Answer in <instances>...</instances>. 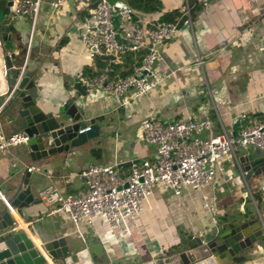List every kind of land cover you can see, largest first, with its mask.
<instances>
[{"label":"crops","instance_id":"1","mask_svg":"<svg viewBox=\"0 0 264 264\" xmlns=\"http://www.w3.org/2000/svg\"><path fill=\"white\" fill-rule=\"evenodd\" d=\"M49 1L41 0L34 22L28 13L23 17L16 14L10 21L15 57L21 58L19 50L25 46V74L34 81L37 105L46 112L55 111L69 96H80L74 83L79 80L84 85L88 80L82 73L84 67L99 71L101 65L120 60L103 57L106 61L98 65L90 46L81 40V26L89 16L91 1L82 4L65 0L57 8ZM116 1L127 4L126 0L111 2ZM183 5L184 0H162L160 11L136 14L142 24L150 25L160 21L164 11L181 10ZM194 13L191 25L182 24L177 34L162 43L155 62L161 80L131 104V114L118 107L103 85L90 86L88 117L101 124L105 137L91 139L82 150L70 155L32 166L31 175L39 183V190L53 185L63 193L77 191L83 186L77 173L87 162H117L126 168L134 159L153 158L155 145L147 143L141 131L142 121L149 116L162 121L211 116V130H203L202 135L223 131L236 135L245 122L244 112L263 116L264 49L260 38L264 32V0H208L197 4ZM1 64L4 87L0 95L6 96L11 73L2 59ZM8 113L3 106L0 126L5 133H12L18 129L7 122ZM23 149L21 143L0 151V192L6 193L5 179L27 166ZM252 151L258 149L251 145L235 148L234 154L225 159L224 169L202 188L184 187L176 195L171 188L154 185L128 233L110 227L99 216L91 224H75L53 211L54 205L42 201L29 208L33 213L29 226L36 235L62 236L69 243L88 247L109 263L147 257L175 245L182 234L212 232L228 217L251 210L249 194L259 191L264 176H244L238 157ZM203 195L214 203V213L203 205ZM254 250L258 252L251 256L254 264H264V245Z\"/></svg>","mask_w":264,"mask_h":264},{"label":"built area","instance_id":"2","mask_svg":"<svg viewBox=\"0 0 264 264\" xmlns=\"http://www.w3.org/2000/svg\"><path fill=\"white\" fill-rule=\"evenodd\" d=\"M77 1L82 4L91 1L89 16L81 26V40L90 46L91 55L113 53L119 59L126 50L144 49L140 61L133 65L127 75L113 76L112 67L106 65L85 82L87 89L93 83L103 85L112 93L118 107L129 115L131 104L161 80L155 67L160 56L156 44L164 43L177 34L182 24L191 25L194 22L195 6L208 0H184L183 7L174 19L150 25L142 24L129 6L116 10L110 0ZM64 2L49 1L54 8L62 6ZM40 3L41 0H14L13 10L15 14H30L34 22ZM260 39L261 48L264 49V32ZM197 60L202 63L200 57ZM26 64L27 56L24 55L22 63L18 65V77L5 99L13 95L20 78L25 74ZM242 118L245 122L236 135H230L227 131L202 135L203 130H211V116L198 120L179 118L172 121L149 116L142 121L141 131L142 138L155 145L153 158L134 159L126 168L117 162H87L77 173L83 179L80 189L63 193L53 185H46L38 191V196L45 204L54 205L53 211L66 215L75 224H91L94 217L99 216L110 227L128 233L154 185L171 188L176 195L184 187L202 188L224 169L225 159L234 154L235 148L251 145L264 149V114L256 117L244 112ZM87 129L88 125L78 131ZM27 139L28 135L21 130L5 133L0 126V151L23 144ZM28 169L31 170V167ZM259 190H264V181ZM249 196L253 210L254 194ZM203 200V205L214 213V203L207 195H203ZM21 225V222L15 224Z\"/></svg>","mask_w":264,"mask_h":264},{"label":"water","instance_id":"3","mask_svg":"<svg viewBox=\"0 0 264 264\" xmlns=\"http://www.w3.org/2000/svg\"><path fill=\"white\" fill-rule=\"evenodd\" d=\"M13 4L14 0H0V52L6 71L14 75L8 80L10 87L19 74L17 65L22 63V58L15 57L10 29L16 15ZM113 6L116 10L128 7L121 1ZM101 56L116 59L113 53ZM74 87L80 96H69L55 111L48 112L37 105V88L27 74L20 78L11 99L0 95V110L3 106L9 110L7 122L28 135L23 143L27 166L5 179L6 193L0 192V264H254L251 256L258 254L254 248L264 245V190L254 196L253 210L228 217L212 232L187 236L168 249L125 263H109L62 236L36 235L29 226L33 216L29 208L41 198L37 196L39 183L28 168L80 151L91 139L104 136L101 124L88 117L85 84L76 80ZM87 125L89 129L78 131ZM257 149L238 157L248 178L264 176V149ZM18 222L22 225L15 226Z\"/></svg>","mask_w":264,"mask_h":264},{"label":"trees","instance_id":"4","mask_svg":"<svg viewBox=\"0 0 264 264\" xmlns=\"http://www.w3.org/2000/svg\"><path fill=\"white\" fill-rule=\"evenodd\" d=\"M190 2L193 0H189ZM127 5L135 12H146V13H151V12H156V11H160L162 9V0H126ZM180 12V9L176 8V9H172L169 11H164L160 17V21H164V20H171L174 19ZM10 29L12 30V34H13V26L12 28L10 27ZM14 37L16 38V33H14ZM13 37V38H14ZM22 46V45H21ZM26 52V47L22 46L19 50V54L21 56V58L23 59L24 55ZM144 52V49L138 50V51H132V50H126L125 52H123L120 56V60L115 62V61H111L109 64H104L103 66L109 65L110 67H112V71H111V75L113 76H123V75H127L128 73L131 72L132 67L134 64L138 63L141 59V56ZM96 57V63L98 65H100L101 62H105L106 60L101 56V54L95 55ZM101 65V69L103 67ZM100 69V70H101ZM99 70V71H100ZM99 71H91L90 67H84L82 73L85 75L86 79H91L92 77H94L95 75H97L99 73ZM8 76H10V79H13V74H8ZM95 152V151H94ZM257 193L254 194V196H256ZM188 236V235H187ZM186 236H184L182 234V240L185 238Z\"/></svg>","mask_w":264,"mask_h":264},{"label":"bare ground","instance_id":"5","mask_svg":"<svg viewBox=\"0 0 264 264\" xmlns=\"http://www.w3.org/2000/svg\"><path fill=\"white\" fill-rule=\"evenodd\" d=\"M3 87H4L3 67H2V64H1V56H0V90H2Z\"/></svg>","mask_w":264,"mask_h":264},{"label":"rangeland","instance_id":"6","mask_svg":"<svg viewBox=\"0 0 264 264\" xmlns=\"http://www.w3.org/2000/svg\"><path fill=\"white\" fill-rule=\"evenodd\" d=\"M110 1H113V0H110ZM25 14V13H24ZM18 16H21V17H23V15L22 14H18ZM184 236H186L187 237V235H184ZM185 237V238H186Z\"/></svg>","mask_w":264,"mask_h":264}]
</instances>
